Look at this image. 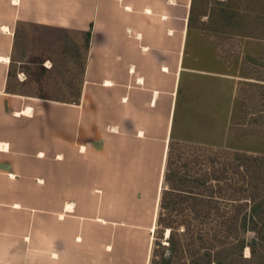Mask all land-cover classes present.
<instances>
[{"label": "crops", "instance_id": "1", "mask_svg": "<svg viewBox=\"0 0 264 264\" xmlns=\"http://www.w3.org/2000/svg\"><path fill=\"white\" fill-rule=\"evenodd\" d=\"M190 10L191 0H0V264L147 263L149 246L129 252L138 220L123 207L153 191L154 224L169 142L191 128L186 105L203 117L234 91ZM19 24L86 35L75 100L9 89Z\"/></svg>", "mask_w": 264, "mask_h": 264}, {"label": "rangeland", "instance_id": "2", "mask_svg": "<svg viewBox=\"0 0 264 264\" xmlns=\"http://www.w3.org/2000/svg\"><path fill=\"white\" fill-rule=\"evenodd\" d=\"M189 23L211 43L219 59L234 74V91L230 99L221 96L223 111L222 100L218 99L212 106L214 111L203 117L195 111L194 99L186 105L185 115L191 128H186L180 137L171 138L168 155L182 161L196 150L198 154L224 150L264 157V0H192ZM85 42L84 33L19 24L15 31V62L9 70V89L75 100ZM199 77L193 76L192 84L200 81ZM191 95L197 101L200 92L193 89ZM259 161L264 164V159ZM246 201L250 202L247 215H239L236 232L222 246L241 245L240 251L232 256L234 264H264V183L258 187L253 200L246 198ZM153 203V191L150 198L146 192L143 196L139 192L136 200L129 197L122 209L129 218L138 220L127 224L132 235L129 252L135 255L150 247L154 235L161 234V240L167 235V229L154 235L150 230ZM107 210L115 214V208ZM202 250L198 249V256ZM175 261L178 260L174 258Z\"/></svg>", "mask_w": 264, "mask_h": 264}, {"label": "trees", "instance_id": "3", "mask_svg": "<svg viewBox=\"0 0 264 264\" xmlns=\"http://www.w3.org/2000/svg\"><path fill=\"white\" fill-rule=\"evenodd\" d=\"M197 152L180 161L169 156L167 148L153 235L166 229L168 234L164 240L161 234L153 236L147 264H234L232 256L241 249L239 243H222L236 232L239 215H247L246 198L253 200L264 183V164L259 161L264 157Z\"/></svg>", "mask_w": 264, "mask_h": 264}, {"label": "bare ground", "instance_id": "4", "mask_svg": "<svg viewBox=\"0 0 264 264\" xmlns=\"http://www.w3.org/2000/svg\"><path fill=\"white\" fill-rule=\"evenodd\" d=\"M153 228H154V224L151 225V229H150V230L152 231ZM167 231H168V230H167ZM166 234H168V233L166 232Z\"/></svg>", "mask_w": 264, "mask_h": 264}]
</instances>
